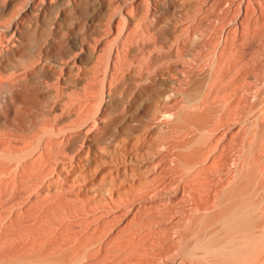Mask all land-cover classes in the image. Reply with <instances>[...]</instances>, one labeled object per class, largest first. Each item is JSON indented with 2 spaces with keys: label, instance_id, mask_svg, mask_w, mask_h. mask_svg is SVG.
<instances>
[{
  "label": "rangeland",
  "instance_id": "374dc122",
  "mask_svg": "<svg viewBox=\"0 0 264 264\" xmlns=\"http://www.w3.org/2000/svg\"><path fill=\"white\" fill-rule=\"evenodd\" d=\"M10 1L0 0V9L2 10H0V14L10 9V3L14 4L17 1L13 5V12L15 13L24 8L25 0H12L14 3ZM52 1L58 2L59 0ZM99 1L100 6H108L107 0ZM122 1L114 0L115 3H111L112 5L114 3L115 7L118 4L120 5ZM133 1L129 0L128 3L130 4H127L129 7L126 6L128 8H125L124 12L127 14V11H130L128 14L132 17V14H135L133 18L136 19L137 17L138 21L140 17L138 15L144 16L139 21L138 35L140 36L137 37L135 33L138 26V24L136 26L137 20L133 30L135 38L142 39V41L145 39V44L149 43L150 45L148 44L144 47V42H140L142 44L141 47H143L142 49L144 51L145 49L147 50L145 51L147 55L144 54L145 52H141L130 63L134 64L130 69L132 75H128L129 73L126 71L127 78L124 77V83L121 81L116 96L120 104H118L119 107L116 109L114 116L118 119H123L126 116L129 117L128 112L133 103L141 99L139 96H142V91L145 88H150L153 83H157L158 95L161 97V95L165 94L164 97L168 96L167 98L169 99L171 96L169 95V91H163L166 88V90L170 89V92L174 88L176 91V84L172 79L177 77V72L173 69L175 67L177 69L178 67L180 71L182 68H185L184 71L186 69L188 71L190 70L188 68L191 67V72L185 73L186 77L182 79L187 81L186 78L188 76L190 78L189 83L187 82L189 85H186V82L183 83V81L182 87H178L179 90L177 89L179 93L173 90L170 93L172 94L171 102L167 101V98L159 100L153 98L154 96L148 99L143 98L145 101L159 103L157 105L158 110L167 109L170 106L167 102L171 104L173 103L172 101H176L175 105L173 104L174 108L171 104L170 110L176 108L182 114L173 125L164 127L163 129L160 127V129L154 124L155 119L160 115V112L156 109L155 111L159 115L156 116L157 114H154L156 113L154 111L153 115L149 116V121H147L150 123L145 128H142L141 121L134 117L132 119L133 129L130 126V129L125 130L124 133V126L119 124L108 139L100 141L97 145L91 141L83 140L79 142L75 150H66L65 152L67 153H64L65 155L58 154L61 151L60 149L42 153L40 157L42 167L45 164L53 167V171L47 178L48 180L55 181L59 188L52 193L54 196L52 202L48 204L40 203L38 207H25L27 208V212L23 213L26 216L25 220L24 215L23 220L20 217L22 223L18 221L19 219H13L14 225L12 227L15 226L18 229L22 226L24 227V224L25 226L33 223L37 224L38 222L43 224L40 221L46 222V218L48 219L52 215L55 216L54 225L57 222V227L54 226L56 228L55 231L58 230L56 232L60 233L61 236H57L55 232V235L58 237L57 240L61 243L64 237L62 236L63 234H66L67 240L64 239L65 242L61 244L55 242L56 249L47 257L50 250L46 241L41 238V240H44V243L40 245L47 248V251L45 252V249L42 248L39 257L36 258L37 262L48 261L50 264H76L75 246L74 244L69 245L72 240H68L70 239L69 237L72 239V234L76 233L89 240H98V243L104 245L109 244L108 255L102 264H111L118 259H125L120 264H264V37L260 41L261 50L259 49L260 47L257 49L259 52H255L257 50H254V52L247 51L245 60L248 63L246 61L245 63L248 65H245L243 70L246 76L242 81L240 75H238L239 69L236 68L238 66H235V64H237L236 60L240 56L241 47H243L242 44L244 43L232 46V50L230 49L231 51L227 53L224 60L220 58L223 39L226 37L227 31H229L228 29L231 28L228 25L231 23L229 20L232 18L233 22L237 16V4L233 7L234 9H232L230 17H226L227 19L224 18L227 8L220 14L223 20L216 18V16L218 17V15L215 16L216 10L212 14L214 16L209 11L210 20L212 18L215 19L204 25H200L199 18L203 15H200L201 13L196 11V7H193V2H198V0H175L169 3L167 5L169 14L166 17L162 0ZM249 1L251 4L248 3ZM245 2L248 5L250 4V8L253 4L251 9L254 8L258 11V16H255V18L257 17L256 20L262 21L264 19V7L262 10L261 7L264 5L256 0H248V2L245 0ZM99 5L94 4V8L97 6L96 11L95 9L91 10L94 11L92 12L94 15H99L103 10V7ZM143 6L145 8L142 12L140 10ZM114 7L111 6L113 9ZM258 7L260 8L258 9ZM113 9L109 14L107 12L106 14L109 16L114 11ZM254 9L251 11L253 12ZM211 11L213 12V9ZM223 12L224 15H222ZM195 17L197 18L196 20ZM122 18L120 17L121 20L117 18L118 21L116 19L115 25L118 24V27L123 29L125 22H123ZM210 22L211 25L209 24ZM198 25L201 28L204 27L202 28L203 33L199 32L201 29H199ZM197 31L201 36L198 35ZM27 33L29 34L28 29L24 30L22 35L14 34L8 37L10 43L15 45L13 55L17 57L18 54L17 58L19 59L15 57L17 60L14 61V56L10 57V59L0 57L1 63L7 64L9 61V67L12 68V71L19 69L22 74L27 73L26 68L32 63L45 61L44 57L41 56L42 52L39 49V45L33 41L24 42L23 44L24 50L27 49V55L23 53L25 51L22 52L20 50H23L24 47L19 41L20 39L25 41L23 39ZM245 34L250 38L253 30L247 28ZM143 36L145 38H142ZM195 36L198 37L196 38ZM148 38L150 39L148 40ZM198 38L202 40V43ZM14 39H18L16 40L17 42ZM197 39L199 42H197ZM186 40L187 43H185ZM189 40L192 42L190 41V43ZM153 41L157 47H150L151 52L152 50H159L160 52L162 48L164 52L171 50L170 52L168 51L169 53L165 52L166 56L162 53L163 50L160 53L158 52L159 54H163L162 58L167 57L166 59L163 58L164 61L157 59L159 60L158 64L153 57L149 58L148 48L152 45ZM203 44L206 46H203ZM207 44H210L211 47H207ZM192 46L193 48L195 47L194 51L192 50L193 48L191 49ZM189 48L192 51H189ZM154 51L152 53L156 57ZM105 52L101 53L102 58L99 56L101 60L99 63H102V66L98 65L102 68L103 65L105 66L104 60H106L107 56V52ZM20 53H23L25 56L23 54L21 56ZM254 53L256 59L252 57ZM186 54L189 56L187 57ZM196 56L197 59H195ZM149 59H153V61L149 62ZM192 59L195 60L193 61ZM256 60L257 63H255ZM214 61H216V64ZM154 62L156 66L153 65ZM191 62L193 66L189 64ZM175 64L178 65L176 66ZM181 66L183 67L181 68ZM258 66L261 67L257 69L256 67ZM101 67L100 69L102 70ZM135 68V73H133ZM33 69L31 68L30 70ZM195 70L205 71L206 73L202 72L200 74V72H196ZM236 70L237 73L234 74ZM231 71L232 73L229 74ZM169 73L173 75H169ZM191 73H197L200 76L199 78H202L201 76L204 74L203 78L205 80L203 78L201 80L204 81L205 87L201 92L193 91L185 96L182 94L184 88L186 86L188 88L195 81L194 78L191 79L193 75ZM198 75H195V77ZM226 75L229 76L226 77ZM168 76H171L170 78L172 79L168 78ZM255 78L256 80H254ZM56 82L53 81L51 83L52 87L54 85V89L59 84L57 82L58 84L55 85ZM243 82L244 87L241 86ZM184 84L185 86H183ZM122 85L125 86L121 87ZM170 85H174L175 87H171ZM61 86L65 96L64 98L61 97V100H58V97L55 98L57 95L52 96L45 92H38L37 96L28 95L25 98L26 100H23L24 102L21 101L19 110L25 112V126L29 128L32 125L41 129L48 127L47 124L55 126V118L63 114V111H70L73 119L79 118L77 121H80V117H83L84 114V117H86L87 113L89 116L88 127L92 132L95 130L94 125L101 127V120L95 115L96 108L93 109V104L85 103L86 99H82L84 102L76 101L74 91L70 90L66 92L65 90V87H71L65 84ZM57 91L56 93L58 94ZM9 95L0 76L1 116L7 115L11 117V107L8 106ZM93 95L91 96L93 97ZM92 97L89 99V101H92L91 103L95 101L99 102V95ZM145 101L139 102L137 111H141L144 108ZM79 106L81 107L80 113L78 110ZM91 106L92 108H90ZM213 106H218V110L209 128L206 129L204 136L198 137L189 143L187 147L180 149L182 142L184 144V141L185 143L191 141L199 134V127L197 128L196 125L187 123L183 129L176 127L181 126L184 121H190V116L196 109L198 113L196 112L193 116L201 117L206 109ZM177 107H181V110ZM84 117L83 120L85 119ZM151 117L154 119L152 120ZM77 126L79 125H72V128ZM122 127L123 129L121 130ZM3 130V127H0V132ZM52 136L54 137V134H48L46 138ZM196 149H201L202 151L198 158H195L197 159L195 166L192 168L185 167L183 165L184 159L177 157L178 153L186 159V157H192ZM62 151L60 152L61 154ZM154 201L155 204L153 205ZM174 201L178 202L174 203ZM174 212H177V214ZM26 220L30 222L28 221L29 223L23 224ZM19 222L20 224H18ZM177 222L180 224L179 226ZM61 232L64 233L62 234ZM132 242L135 245L133 251L130 248ZM111 243L113 244L110 245ZM128 249H130V252H127ZM100 254L101 251L95 249L92 254H88L85 257L84 264L97 263ZM9 255L10 257L18 256L17 253L14 255L13 252ZM80 263L81 261L77 264Z\"/></svg>",
  "mask_w": 264,
  "mask_h": 264
},
{
  "label": "bare ground",
  "instance_id": "6f19581e",
  "mask_svg": "<svg viewBox=\"0 0 264 264\" xmlns=\"http://www.w3.org/2000/svg\"><path fill=\"white\" fill-rule=\"evenodd\" d=\"M13 1H17V0H13ZM13 1L11 0L10 2H13ZM173 1H175V0H162L165 17L169 14L167 5ZM238 1L239 0H201L199 2V0H198V2L197 1L193 2V7L197 8V9L196 8L195 9H196V11H199L201 13L200 15H203L202 17L199 16V17H201V18H199L200 19L199 24L204 25L207 22L211 21L212 19L213 20L215 19V18H212L210 20L209 11L212 15L213 13H215V10H216L217 14L215 13V16L218 15V17L216 16V18H218V20H220V19L223 20V17L220 15L221 12L227 8L226 9L227 11L225 13L226 16H224V18H226L230 15V13L232 12V9H234L233 7L235 6V4L238 5L237 16L235 17V21L233 20V22H232V20H231L232 18L230 20L228 19L229 21H231V23L228 24L229 27H231V28L228 29L229 31H227L228 33H227L226 37L223 39L220 58L224 60V57L227 55V53H229L232 50L234 45H236L238 43H240V44L244 43V44H242L243 47H241L242 49H241L240 56L237 58L238 60H236L237 64H235V66L236 65L238 66L236 68L239 69L238 75H240V79L243 81L245 76H246V74L243 72V70L245 68V65H248L247 64L248 62L245 60L246 59V53L248 50L254 52V50H257L261 46L260 41L264 37V19L262 21L256 20L257 17L255 18V16H258L257 15L258 11H257V9H254V8H253L254 11L253 12L251 11V10H253V9H251L253 4L251 5V8H250L249 7L251 4L250 1L248 2V0H247V2L250 3L249 5L246 4L245 0H240L239 2ZM256 1H259L260 3H262L264 5V0H256ZM17 2H15V3H17ZM99 2H100L99 0H59L58 2H55V1L53 2L52 0H25L24 8H21V10H18L14 13L12 8H14L13 5H15V3L13 2L14 4L10 3L11 7H9L10 8L9 10H6V11L4 10L5 12L0 14V33H1V36H0V57H3L5 59L6 58L10 59V57L14 56L13 57L14 61L19 59V58H17L18 54H17V57L15 55H13V52H14L13 48H15L14 47L15 45L10 43V40L8 37L12 36L14 34L22 35L24 33V30L28 29L29 34L27 33V35H24V36H26L23 39L25 41H22L20 39L19 43L21 45H23L24 42L27 43L30 41L37 43L39 45V49L42 52L41 56L44 57V59H45L44 62L37 61V62L32 63L29 67L26 68L27 73H25V74H22L21 70L19 71V69L12 71V68L9 67V64H10L9 61L7 64H3L0 61V76L2 77L3 83H4L5 87L7 88L8 93L10 94L9 100H8L9 101L8 106L11 107L10 111H12L10 114L11 117L7 116V115H5V116L0 115V127H3V129H4L3 131L0 132V264H50V262H48V261L37 262L36 258L39 257L41 249L43 248V249H45V252L47 251L46 250L47 248L41 247L40 244L44 243V240L46 241V243L48 245V249L51 251V253H50V251H48L49 252V254L47 255V257H48L52 254V251H54V249H56L55 248V244H56L55 242H57V243L59 242V240H57L58 239L57 236L59 235V237H61L60 233L56 232L58 230L55 231V229H56L55 227H57L56 226L57 222L54 225L55 216H53V215L49 216L48 219L46 218L45 219L46 222L40 221L43 224H40L39 222L37 224H35L32 222L33 224H29V225L25 226L24 223L29 221V220H26L25 222H23L24 227L22 226L23 224L20 225L22 227L18 228V229H16L15 226H14L15 228L12 227L14 225L13 219H19L18 221H20L22 223L20 217H22V220H23V215L27 212V208H25V207H38V205H40V203L48 204V203L52 202L54 199V196L52 193L59 188L56 185L55 181L48 180V178H47V176L53 171V167L49 166L48 164H45L44 167H42L43 165L41 164V161H40V157L42 156V153H46V152H49L51 150H56V149L59 150L60 149L61 151L62 150H64V151H62V154L60 153L61 151H59L58 154L65 155L67 153V152H65L66 150L67 151L75 150L77 148V145L79 144V142H82L83 140H87L88 142L91 141L95 145H97L98 143H100V141H102V140L104 141L105 139H108L110 137V134L119 126V124H122V126H124V129H123V127L121 128V130L123 129V132L125 130H129L130 126L133 129L132 119L134 117H136L139 121H141V123H142L141 127L145 128V126H147L148 123H150V122H148L149 116L153 115V112L156 109L158 112H160V115L158 114V112L155 111L156 113H154V114H157L156 116H158V115L159 116L157 119H155L154 124H155V126H158V128L162 127V129L164 127L166 128L170 125H173V123H175L177 121V119L179 118V116L182 114V113L180 114L179 113L180 111L178 112L176 108H175L176 110L175 109L170 110L171 104L173 107V104L176 102V101H172L173 103H171V104L169 103L172 100V97H171L172 94H170V93H172L175 88L174 89L172 88L173 90H172V92H170V89L166 90L167 88L165 87L166 89L163 92L169 91V95H171L170 98L168 99L167 95H166L167 97H164L165 94L161 95V97L158 95L157 83H153V85L150 88H145L142 91V96H139V97H141V99H138L137 101H135L133 103V106L129 109V112H128L129 117L126 116L127 118L125 117L123 119H118L114 116L116 109L119 107L118 104H120V102L118 101L116 96H117V92L119 90V86L121 84V81H123L124 77L127 78V75L125 74L126 71L129 73L128 75L131 74L130 69H131L132 65H134V64H130V63L132 62L133 59H135L137 57V54H139V53L141 54V52L143 53L147 50L145 49V51H144L142 49L143 47H141L142 44H140V42L143 43L145 39H143V41H142V39L139 40V39L135 38V34H134L133 29L135 28L134 27L135 23L138 21L137 17L135 19V18H133L135 14H132L133 17L131 15H129L128 13L130 11L128 12L126 10L127 14H126V12H124L125 8L127 9L129 7L127 5V4H130V3H128L129 0H127V1L123 0L122 2H120L121 3L120 5L119 4H118V6L116 5L117 7L116 6L114 7V5H115L114 0L113 1L107 0L108 6L106 5L104 7L102 5L100 6ZM111 2H114L113 5ZM197 3H199V4L197 5ZM256 3H258V2H256ZM260 3H258V4H260ZM94 4H98L100 7H103V10L100 13L98 11L99 15H97V14L94 15L92 13L94 11H91L92 9L93 10L95 9V11H96L97 6L94 8ZM4 5H6V4H4ZM260 5H258V6H260ZM111 6H113L114 9L111 8ZM126 6H128V7H126ZM136 7H137V2H136ZM263 7L264 6L261 7V10ZM144 8L145 7L143 6L140 11L143 12ZM198 8H200V9H198ZM259 8L260 7H258V9ZM112 9L114 11H112V13L108 16V14L111 12ZM129 9L131 10V8H129ZM137 9H139V8H137ZM211 9H213V12L211 11ZM106 12L108 14H106ZM222 15H224V12ZM138 16H140L138 18L140 21V18L142 16L141 15H138ZM195 16H196V14H195ZM212 16H214V15H212ZM234 16H235V14H234ZM120 17L121 18L123 17L122 19H123V22H125L124 26L126 28L124 27L122 29V28L118 27V24L115 25L116 24L115 22L118 21L117 18L120 19ZM143 17H142V19H143ZM116 19H117V21H116ZM196 19L197 18L195 17V20ZM228 20H227V22H228ZM139 21H138V23H136V26L138 24V26L136 28L137 31L135 30L137 37L140 36V35H138V32H139L138 27L140 24ZM123 22H122V24H124ZM209 24L211 25V22ZM145 26H147V25H145ZM145 26H144V28H145ZM152 26H153V24H152ZM198 26H196V27H198ZM202 28H204V27H202ZM202 28H201V26H199V29H201V31H199L198 28H196V29H198V31L201 33L203 30ZM247 28L253 30V34L250 36V38H248L247 37L248 35L246 36V34H245L247 31ZM199 32H198V35H200ZM144 33H143V35H144ZM176 33H178V32H176ZM190 34H193V33H190ZM194 34H195V31H194ZM192 36H194V35H192ZM20 37L22 38V36H20ZM195 37H194V39L196 40V38L198 36L196 38ZM142 38H145V37L143 36ZM149 39L150 38H148V40ZM151 39H153V38H151ZM186 39H188V38H186ZM198 39H197V42L200 41L202 43V40L199 39V41H198ZM16 40H18V39H16ZM138 40H139V42H138ZM190 41L191 40H189V42ZM194 42H193V44H195ZM204 42H206V41H204ZM183 43H184V41H183ZM185 43H187V40ZM144 44H145V42L143 43V45ZM148 44H145L144 47ZM174 44H175V42H174ZM159 45H161V44H159ZM209 45L207 47L210 48L211 45L210 46ZM154 46L157 47L156 45H154V41H153L152 45L149 46V48H148V52L151 55V56L149 55V58L153 57L157 63L159 61L157 59L163 60V58H165V57L162 58V56H163L162 53H164V56H166L165 52H168L169 50L164 52V49L162 48L160 50V52H162V50H163V52L161 54H159L160 53L159 50L158 51L152 50V52L154 51V53L157 54V55L155 54L156 57H154V55L150 49V47L153 48ZM203 46H206V45L203 44ZM23 47H24V45H23ZM178 48H180V47H178ZM192 48H193V46L191 47V49ZM244 48H245V50L246 49L247 50L245 51ZM24 49H25V47L23 48V50L22 49H20V50L22 52L25 51L23 53H25L27 55V49L26 50H24ZM28 49H30V48H28ZM191 49L189 48V51ZM194 49H195V47L192 50L194 51ZM219 49H220V47H219ZM259 49L261 50V47ZM17 51H19V50H17ZM102 51L107 52L106 60H104L105 66L103 65V68L101 67L102 63L101 64L99 63V62H101L99 56L102 58L101 53H104ZM196 51H198V50H196ZM204 52L206 53V51H204ZM204 52H203V54H204ZM255 52H259V50L255 51ZM23 53H20V55ZM146 53L147 52H145L144 54H146ZM188 54H186L187 57L189 56ZM199 54H200V52H199ZM248 54H249V52H248ZM249 55H248V57H249ZM23 56H25V55L23 54ZM252 57L253 58L255 57V53ZM181 59H182V57H181ZM195 59H197V56L195 57ZM195 59H192V60L194 61ZM254 59H256V57ZM192 60H190V61H192ZM150 61L152 62L153 59H151V60L149 59V62ZM190 61H188V62H190ZM245 61L247 63H245ZM214 62L216 64V61H214ZM156 63L154 62L153 65H155ZM195 63H196V61H195ZM255 63H257V60ZM98 64L101 65L100 67L102 68V70L100 69ZM189 64H191V66H193L192 62ZM212 64H214V63H212ZM175 65H174V67H175ZM255 65L257 66V64H255ZM183 66H185V65H183ZM183 66H181V68ZM208 67H210V66L208 65ZM213 67H214V65H213ZM260 67L258 66L256 68L258 69ZM31 68H34V69L30 70ZM233 68H235V67L233 66ZM184 69L185 68H182L181 71H180V68L178 69V67H177V69H176V67H175V69H173L177 72V75H176L177 77L175 79H172V78H170L171 76L170 77L168 76V78L172 79L173 82H175V84H176V91L174 90L176 93H179L177 91V89L179 90L178 87H182V82L184 81L182 79H183V77H186L185 73H187L188 71L191 72V67L188 68V69H190L188 71H186L187 70L186 69L185 70L186 72L184 71ZM135 70H136V68L134 69L133 73H135ZM168 70H169V72H171L170 69H168ZM237 70L234 72V74L237 73ZM196 72H200V74H202V72L204 73L205 71H196ZM231 73H232V71L229 74H231ZM170 74L171 73H169V75ZM191 74H193V73H191ZM171 75H173V74H171ZM195 75H198V74L194 73L191 76V79L194 78V80H195L194 83L192 82L193 84H191L188 88H187V86H186V88L183 87L184 91H183V93H182V91H180V93L187 96V95H189V93H191L193 91L201 92L204 90V87H205L204 81L201 80L203 78L204 74L201 76L202 78H199L200 77L199 75L197 77H195ZM161 76H162V74H161ZM166 76H167V74H166ZM227 76H229V75H226V77ZM155 77H156V75H155ZM172 77H174V76H172ZM166 78H165V80H166ZM186 79H187V81H184L183 83L186 82L185 84L189 85L188 81H190V78L187 76ZM254 80H256V78ZM53 81H55V82L57 81L59 83V84L57 82L55 83V85L58 84L57 86L59 87V90H58L57 86H55V89H54V85L52 87L51 83ZM124 81H125V79H124ZM124 81H123V83H124ZM156 81L158 82L157 79H156ZM61 83H64L65 85L71 87V88L65 87V90H66V92L73 90L74 95L76 96V99H77L76 101L82 102L83 101L82 99H86L85 103L88 102L91 105L93 104L92 105V106H94L93 109L96 108L95 115L97 117H99L101 120V125H102L101 127L94 125L95 130H94V132H92L91 129L89 130V127H88L89 126V123H88L89 116L87 115V113H86V117H84L85 114L83 113L84 114L83 117L85 118L84 120H83V117H80V121H77L79 118L76 117V118H74L75 119L74 120L73 115L71 114L70 111H67V112L63 111V114L57 116L55 118V122H56L55 126L47 124L48 127H44L42 129L36 128L35 126H32V125L29 128L25 126L26 125L25 124V112H21L19 110V106L21 104V101L26 100L25 98L28 95L37 96L38 92H45V93L50 94L52 96L57 95V96H55V98L58 97L57 99L61 100V97H63V98L65 97L64 92L61 88L62 87L61 85H64V84H61ZM164 83L166 84V82H164ZM185 84L183 86H185ZM124 86L122 85L121 87H124ZM170 86L173 87L174 85L173 86L170 85ZM241 86L244 87V82L241 84ZM183 88H181V90H183ZM60 90H61V93H60ZM56 91L58 92L59 95L56 93ZM244 91L246 92V90H244ZM244 91H243V93H244ZM216 92H217V90H216ZM92 94H94L93 97H95L96 95L100 96L99 102L95 101L94 103H91L92 101H89L90 97H92L91 96ZM178 95L180 96V94H178ZM151 96H154L153 98H156L159 100L161 98H164V99L167 98V101H169L167 103L170 106L167 109L164 108V109L158 110L157 105L159 103L149 102V101L144 100L145 98L148 99ZM69 100H70V98H69ZM173 100H175V99H173ZM140 101H145L146 104L141 111H137V106H139ZM25 103H26V101H25ZM67 103H69V102H67ZM122 103H124V102H122ZM164 103H165V101H164ZM83 105H84V103H83ZM83 105L81 104V106H83ZM92 106L90 108H92ZM196 106H198V105H196ZM254 107H256V106H254ZM22 108L24 109V107H22ZM79 108H78V110L80 113L81 107L79 106ZM86 108L88 109V107H86ZM179 108L181 110V107H179ZM58 109H59V107H58ZM196 110L191 114L190 121L189 120L184 121V123L181 126L176 127L178 129H183L185 127L186 123L192 124V125L194 124L197 126V128L199 127L198 128L199 134L196 135V137L191 141H187L186 143L184 141V144H183V142H182V144L180 143L181 144L180 149L187 147V145L189 143L196 140L198 137L204 136L206 129L209 128L211 121L213 120L214 116L217 113L218 106H213V107L206 109L201 117L193 116L197 112ZM29 111H30V109H29ZM56 111H57V108H56ZM30 116H31V114H30ZM154 118H155V115H154ZM154 118L151 117L152 120ZM52 122H54V121H52ZM72 125H79V126L72 128ZM89 131H91L92 133L91 132L89 133ZM48 134H54V137L52 136V137L46 138V136ZM190 139H192V138H190ZM201 151H202L201 149H196L194 155L190 158L186 157V159H185V157H181V155L179 153H178L177 157L184 159L183 165L185 167L192 168L196 164L197 159H195V158H198ZM233 167H234V165H233ZM177 202L174 201V203H177ZM150 204H151V202H150ZM154 204H155V201H154L153 205ZM168 204H169V202H168ZM149 208H150V206H149ZM156 208H158V207H156ZM174 209H175V207H174ZM174 213L177 214V212H174ZM178 213H180V212H178ZM25 217L26 216L24 215V220H25ZM171 218H173V217H171ZM9 220H11V221H9ZM170 221H172V220L170 219ZM20 222L18 224H20ZM44 224H45V226L42 227ZM15 225H17V224H15ZM172 225H173V223H172ZM179 225L180 224L178 223V226ZM165 228H166V226H165ZM55 232L57 233V236L55 235L56 234ZM11 233L12 234L14 233V234L12 235ZM61 233L63 234L64 232H61ZM72 235H73V238L71 239V237H69L70 239H68L69 241L72 240L71 243H69L68 241L67 242L69 243V245L74 244V246H75V256H76L75 262H76V264L79 261H81V263L84 264L85 263V261H84L85 257L88 254H92L95 249H97L98 251H101L99 261L95 264H102V262L105 260V258L108 255L109 244L104 245L102 243H98V240H94V241L89 240L88 238L79 236L77 233L72 234ZM55 236L57 237L56 241H55ZM62 236L65 237L66 234H63ZM64 237H63V241L60 238L62 242H65L64 239L67 240L66 237L65 238ZM41 238H43L44 240L43 239L41 240ZM126 241H128V240H126ZM67 242H66V244H67ZM112 244L113 243H111L110 245H112ZM130 248H131V251H133L135 249V245L133 242H132V246ZM12 252L14 255H16V253H17L18 256L16 255L14 257H10L9 254H11ZM127 252H130V249H128ZM180 258H181V256H180ZM123 261H125V259H118V260L112 262L111 264H120ZM161 263H162V261H161Z\"/></svg>",
  "mask_w": 264,
  "mask_h": 264
}]
</instances>
